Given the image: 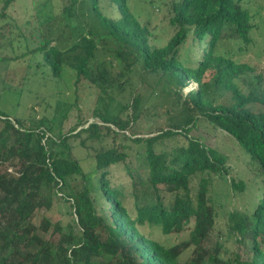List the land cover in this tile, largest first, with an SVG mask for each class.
I'll list each match as a JSON object with an SVG mask.
<instances>
[{"label": "trees", "instance_id": "16d2710c", "mask_svg": "<svg viewBox=\"0 0 264 264\" xmlns=\"http://www.w3.org/2000/svg\"><path fill=\"white\" fill-rule=\"evenodd\" d=\"M17 1L0 0V63L20 84L41 75L62 87L71 76L62 124L75 122L55 133V97L37 95L39 114L27 118L0 110V264H264V77L242 59L261 27L251 1L161 0L165 39L155 37L150 15L140 20L132 7L140 0H61L57 11L52 0H33L37 11L22 22L10 13ZM133 75L156 77L152 94L177 100L178 124L142 136L151 98ZM128 89L130 100L119 102ZM203 123L248 156L259 186L252 205L217 203L220 184L232 194L247 185L228 177L227 155L198 133ZM135 157L145 159L143 183L154 195L142 207L113 173L123 165L131 174ZM61 201L76 219L41 213ZM155 232L188 239L166 245Z\"/></svg>", "mask_w": 264, "mask_h": 264}, {"label": "rangeland", "instance_id": "374dc122", "mask_svg": "<svg viewBox=\"0 0 264 264\" xmlns=\"http://www.w3.org/2000/svg\"><path fill=\"white\" fill-rule=\"evenodd\" d=\"M51 1V0H50ZM153 1V4L151 2ZM161 0H140L139 2H133L132 7L134 9H139V17L143 22H147L150 19L152 29H155L154 35L157 39H165L167 37V32H165V27L167 25V19L165 18L164 10L159 9L157 5ZM249 6L256 10V20L261 26L259 30H255L252 33V37L255 40V43L251 45L250 50L245 52L242 56L243 61L248 62L254 68V73L252 75H262L264 77V26L262 20L264 19V0H249ZM61 0H52L50 2L51 8H56V11L59 10V5ZM37 4V3H36ZM33 0H23L17 1L10 9V13L16 18L19 22L25 21L31 13L35 14ZM150 18L148 19V16ZM8 67L4 63H0V110L6 112L10 116H23L30 117L34 116L35 112L39 111L41 108L37 105L40 98L36 96H45V97H55L57 100V113L55 116V133L60 134L61 131L66 130L65 127L71 125L75 121H71L68 124H62L65 121L63 118L67 113L69 106L68 104L73 100V93L70 83L72 81L71 73L66 74L68 81H66L65 86L62 87L56 86V83L52 79L46 77L38 76H28L26 79V84H20V78L18 75H13L12 71H7ZM14 77L15 80H11ZM135 86L138 87V91L145 95V97H150L151 99L146 102V106L149 107V113L140 125V133L147 134L142 135L143 137H149L156 135V127H164L165 125L171 126V124H178L183 117L182 110L179 108L177 100L172 96H168L167 93L159 92L158 90L154 91L152 94L156 77L147 75L143 81L139 80L138 75H133L132 77ZM253 79L251 76H246L245 81ZM254 81V79H253ZM7 82V83H6ZM195 88V84L191 83L186 92ZM208 92L214 99H218L220 96V91L215 87H210ZM153 96H150V95ZM124 97L116 96L117 100L120 102H126L131 98V91L128 89L126 93L123 94ZM105 102L100 104L99 107H104V104L107 106L110 103V98H105ZM32 106L36 107L35 112L32 110ZM38 113V112H37ZM39 114V113H38ZM43 114V113H41ZM40 114V115H41ZM90 121H94V118H91ZM210 125L201 124L199 127L198 133H203L207 141V135L212 143L219 148L225 155L228 157V165L231 167V173L228 177L235 178L236 181H244L247 185V190L245 193L241 194L239 192H234L232 194L229 189L227 192L228 186L224 183L220 184L216 192L218 194L219 201L218 204L226 205L230 210L233 209H243L247 206L252 205L255 195H257L258 184L253 182L250 179L249 169V158L243 153L237 145L233 144L231 140L227 139L225 135L220 132H216V135H209ZM212 132V131H211ZM197 133V134H198ZM76 140L75 142H77ZM83 154V152L81 151ZM78 154V153H77ZM79 156L81 154H78ZM145 159L135 157L130 162L131 174H127V169L123 165L113 167V173L120 178V182L126 184V192L128 196V201L132 205L137 203L138 206L142 207L148 203L153 202L154 195L152 194L151 187L147 183H143L146 180V170L143 167ZM92 165L90 162H86L84 168L90 169ZM227 177V178H228ZM220 193V195H219ZM41 213H46L54 221L61 220L66 223L71 218L76 219V215L69 204L63 205L56 204L53 208V211L50 213L41 210ZM224 224L222 223V217L220 218L219 224L216 228V233L220 235V238H223L224 235ZM156 237L166 245H174L182 243L188 239L187 233L183 234H171L169 236H162L160 232H155ZM192 247H188L184 251L183 258H188L192 255Z\"/></svg>", "mask_w": 264, "mask_h": 264}]
</instances>
